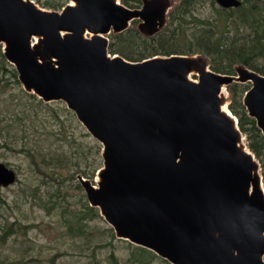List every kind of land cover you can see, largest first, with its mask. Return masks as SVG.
I'll return each mask as SVG.
<instances>
[{
	"label": "water",
	"instance_id": "water-1",
	"mask_svg": "<svg viewBox=\"0 0 264 264\" xmlns=\"http://www.w3.org/2000/svg\"><path fill=\"white\" fill-rule=\"evenodd\" d=\"M142 1L71 0L49 10L0 0L3 53L27 92L64 101L101 143L98 185L77 178L118 238L171 264H264L262 168L225 93L251 83L243 102L264 135V75L246 66L219 73L200 54L110 53L108 35L133 21L148 35L167 24L172 0ZM17 180L0 161V187Z\"/></svg>",
	"mask_w": 264,
	"mask_h": 264
},
{
	"label": "rangeland",
	"instance_id": "rangeland-1",
	"mask_svg": "<svg viewBox=\"0 0 264 264\" xmlns=\"http://www.w3.org/2000/svg\"><path fill=\"white\" fill-rule=\"evenodd\" d=\"M34 2L45 9L59 10L47 7L45 3H65L66 6L71 0ZM179 2L172 0L169 14ZM134 4V8L142 6L141 0ZM197 8L195 13L205 16L213 9L205 2ZM137 26L138 22L130 25ZM114 34L111 33L110 39ZM132 48H137L136 42L132 43ZM261 62L264 63V59ZM7 63L3 68L0 62V161L16 171L18 180L8 187H0V264H19V260L23 264L24 255L37 257L38 261L33 264H53L50 261L53 255H57L54 264H146L150 256H143L135 248L138 245L117 236L108 242L113 227L98 208L95 207L92 213L86 212V205H91L77 178L82 172L77 169L86 171L89 175L83 176L98 185V170L103 166V158L97 153V144L101 143L64 101L40 104L41 98L24 89L14 76L16 68ZM191 77L198 79L195 74ZM243 84L251 87L250 82ZM225 93L229 101L227 87ZM24 125L32 127L30 140L23 131ZM27 141L44 155L60 159L59 164H67L65 169L58 171L63 181L62 189L58 190L54 180L35 170L27 152L22 151ZM74 173L75 178H70ZM12 223H15L17 234L1 242L5 227ZM105 242L109 245L96 247ZM149 264L171 263L156 254Z\"/></svg>",
	"mask_w": 264,
	"mask_h": 264
},
{
	"label": "trees",
	"instance_id": "trees-1",
	"mask_svg": "<svg viewBox=\"0 0 264 264\" xmlns=\"http://www.w3.org/2000/svg\"><path fill=\"white\" fill-rule=\"evenodd\" d=\"M122 2L132 7V5H136L135 2L139 3L140 0H122ZM204 2L210 3L213 9L206 16L198 15L195 11L198 10V5H202ZM64 4L47 2L45 6L60 10L65 6ZM139 41L141 42L139 43ZM135 42L136 49L132 48V43ZM109 50L112 54L118 53L133 61L155 55L200 54L208 60L211 69L219 73L235 74L236 67L246 66L264 75V63L261 62L264 59V0H242L239 7L229 8L220 6L216 0H180L175 9L170 12L168 22L161 31L153 36H145L136 27H129L112 36ZM0 62L2 67L6 68L8 63L3 53V44H0ZM13 72L14 76L18 78L17 71ZM16 81L19 82L17 79ZM249 88L239 82L228 85L227 89L230 93L228 106L238 118L240 129L246 136L249 149L260 161L264 182V135L258 127L256 119L249 115L243 102L244 95ZM30 95L37 97V95ZM39 103L44 104V101L40 99ZM31 128L27 125H24L23 128L29 140L32 135ZM59 134H62V129ZM22 151L27 152L35 170H38L46 178L54 180L58 184V190L62 189L63 181L59 172L60 169H65L67 164H59L60 159L44 155L36 147L29 145L28 141L24 143ZM97 153L99 155L102 153L100 144H97ZM77 170L81 171L84 176L89 175L86 171ZM75 176L74 173L70 178H75ZM80 184H78L79 188H81ZM86 206V212L95 211V207ZM110 230L112 235L108 242L116 239L113 229L110 228ZM17 232L15 223L7 225L4 235L1 236V242L4 243L7 238H12ZM108 242L96 244V247H106L109 245ZM135 248L143 256L145 254L150 256L146 264L152 263L156 257V254L147 248L141 246H135ZM56 259L57 255H53L50 261L54 264ZM37 261L38 258L33 255H24L22 263L33 264ZM18 262L21 263L20 260Z\"/></svg>",
	"mask_w": 264,
	"mask_h": 264
},
{
	"label": "flooded vegetation",
	"instance_id": "flooded-vegetation-1",
	"mask_svg": "<svg viewBox=\"0 0 264 264\" xmlns=\"http://www.w3.org/2000/svg\"><path fill=\"white\" fill-rule=\"evenodd\" d=\"M141 2H142V6H143V1L141 0ZM127 6V5H126ZM142 6L140 7V8H142ZM128 7H130V6H128ZM131 8V7H130ZM132 8H134V7H132ZM133 22H138L137 20L136 21H133ZM137 29H138V26H137ZM127 30V29H126ZM139 30V29H138ZM140 31V30H139ZM141 32V31H140ZM112 33H115V32H112ZM143 35H145V36H153V35H148V34H145V33H143V32H141ZM115 34H119V33H115ZM111 35V34H110ZM110 35H108V37L110 36ZM155 35V34H154ZM109 39H110V37H109ZM110 42H111V39H110ZM109 47H110V45H109ZM118 54V53H117ZM11 64V63H10ZM19 79V78H18ZM20 81V80H19ZM23 85V84H22Z\"/></svg>",
	"mask_w": 264,
	"mask_h": 264
}]
</instances>
